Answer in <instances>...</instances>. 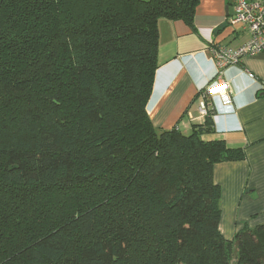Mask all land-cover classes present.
Wrapping results in <instances>:
<instances>
[{
    "label": "trees",
    "instance_id": "1",
    "mask_svg": "<svg viewBox=\"0 0 264 264\" xmlns=\"http://www.w3.org/2000/svg\"><path fill=\"white\" fill-rule=\"evenodd\" d=\"M202 0H0V264H264V225L220 231L211 109L191 134L147 112L159 21ZM210 103V98H207Z\"/></svg>",
    "mask_w": 264,
    "mask_h": 264
},
{
    "label": "crops",
    "instance_id": "2",
    "mask_svg": "<svg viewBox=\"0 0 264 264\" xmlns=\"http://www.w3.org/2000/svg\"><path fill=\"white\" fill-rule=\"evenodd\" d=\"M234 6L235 0H202L193 27L182 20L159 21V67L147 105L156 128L178 127L188 135L204 123L199 112L202 90L218 72L212 51H236L249 39L240 26L230 24ZM221 79L230 85L233 110L215 118L216 133L203 139L224 140L229 148L245 152L244 161L219 163L214 170L222 190L220 231L234 243L242 230L264 225V54L227 66Z\"/></svg>",
    "mask_w": 264,
    "mask_h": 264
},
{
    "label": "built area",
    "instance_id": "3",
    "mask_svg": "<svg viewBox=\"0 0 264 264\" xmlns=\"http://www.w3.org/2000/svg\"><path fill=\"white\" fill-rule=\"evenodd\" d=\"M230 24L240 26L249 34L248 41L238 50H213V60L218 68L215 79L202 90L203 100L199 105L200 119L205 120L211 109L218 116H226L233 110V98L230 85L221 79L227 66L239 64L247 56L264 54V3L249 0H235L234 15ZM253 78V75H250ZM210 98V103H207Z\"/></svg>",
    "mask_w": 264,
    "mask_h": 264
}]
</instances>
